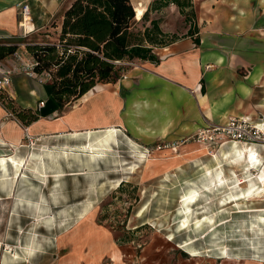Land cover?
<instances>
[{
	"label": "crops",
	"instance_id": "0c3cea01",
	"mask_svg": "<svg viewBox=\"0 0 264 264\" xmlns=\"http://www.w3.org/2000/svg\"><path fill=\"white\" fill-rule=\"evenodd\" d=\"M72 1L0 0V44L18 46L13 54L0 59V75L10 72L12 79L5 95L13 107L39 114L23 125L14 115H7L8 109L0 101V160L5 159L8 174L5 178L0 175V199L14 198L20 181L27 186L26 198H34L41 187L46 189L42 178L47 173H52L47 177L50 185L56 181L55 174L59 180L66 172L82 178L98 164L107 172V180L99 187L108 191L93 192L84 201L107 196L116 189L110 186L111 181L121 183L118 126L124 125L135 137L162 135L174 141L208 122L222 123L229 115L264 122V0H192L195 17L189 34L190 25L183 21L175 3L150 10L145 26L161 16L162 31L178 34L169 44L153 49L158 62L139 60L116 82L95 84L59 111L48 80L40 82L22 67L32 59L26 45L40 41L39 33ZM151 1L131 0L136 20ZM21 4L29 8L25 23H21ZM31 37L36 38L28 43ZM143 98L147 112L157 109L159 123L155 127L143 125L137 115L134 106L142 104ZM40 101L44 104L38 107ZM153 115L148 117L152 122ZM95 144L102 147L97 156L91 154ZM47 153L56 154V158L45 161ZM11 159L27 178L22 174L13 178ZM92 219V212L83 220L77 218L73 228L64 233V243L59 245L68 252L58 264H164L159 253L135 256L130 244L115 240Z\"/></svg>",
	"mask_w": 264,
	"mask_h": 264
},
{
	"label": "rangeland",
	"instance_id": "374dc122",
	"mask_svg": "<svg viewBox=\"0 0 264 264\" xmlns=\"http://www.w3.org/2000/svg\"><path fill=\"white\" fill-rule=\"evenodd\" d=\"M156 17H159L158 22L162 20L161 16ZM146 21L134 19L136 33L142 32ZM55 37L54 33L37 36L40 41ZM158 37L161 43L169 40V37ZM144 99L142 104L134 106L137 115L143 125L155 127L159 123L157 109L147 112ZM152 115L154 122L148 119ZM118 129L122 188L117 187L116 180L111 181L110 186L115 185L116 189L107 196L84 201L93 192L108 191L99 187L107 180V172L98 164L90 173L82 174V178L66 172L59 180L55 174L56 181L50 185L47 177L52 173H47L46 178L42 175L46 189L41 187L42 191L34 198H26L28 191L24 193V188L27 186L20 181L14 188L17 190L14 198L0 199V264H58L68 252L59 245L64 243V233L73 228L77 218L83 220L90 212L98 228L112 233L115 240L116 236L125 235V241L119 242L130 244V250L137 257L144 252L149 256L159 253L158 256L165 259L164 264H264V223L259 219L264 215V194L252 200L243 199L239 204L224 205L221 199L230 188L210 184L207 190L203 184L211 178L205 174L207 169L212 173L218 169L230 185L237 178L247 177L244 162L234 155L230 158L219 152L232 144L238 148L253 147L257 151L260 164L254 173L252 171V176H258L264 169L263 145L227 142L209 154L197 143L157 150L155 146L172 140L162 135L135 137L125 126ZM246 185L243 183L241 188ZM194 187L198 195L191 204L187 228L190 230H187L179 226L180 199ZM205 216L212 217L214 222L191 230L195 219ZM222 251L227 253L222 254Z\"/></svg>",
	"mask_w": 264,
	"mask_h": 264
},
{
	"label": "trees",
	"instance_id": "16d2710c",
	"mask_svg": "<svg viewBox=\"0 0 264 264\" xmlns=\"http://www.w3.org/2000/svg\"><path fill=\"white\" fill-rule=\"evenodd\" d=\"M175 3L183 21L193 32L195 17L192 0H152L140 20L147 19L151 11ZM135 11L131 0H73L47 25L43 36L56 34L54 40H41L27 44L33 58V70L39 75L48 73L50 93L58 110L72 104L97 83H111L120 79L127 69L139 60L158 62L153 49L165 46L177 37L168 35L159 26L158 18L150 19L141 33L133 25ZM194 29H197L196 27ZM158 36L169 37L160 42ZM17 45L0 44V59L11 55ZM0 101L23 125L37 119V111L10 104L0 90ZM123 181L118 185L121 187ZM125 241V235L116 236Z\"/></svg>",
	"mask_w": 264,
	"mask_h": 264
},
{
	"label": "bare ground",
	"instance_id": "6f19581e",
	"mask_svg": "<svg viewBox=\"0 0 264 264\" xmlns=\"http://www.w3.org/2000/svg\"><path fill=\"white\" fill-rule=\"evenodd\" d=\"M108 134H110V133H108ZM98 142H96V143H98ZM233 145H235V144L230 145L229 148H227V149H220L219 152H221L222 156L229 155L230 158L234 155V157L236 156L238 159H240V162L241 161L244 162L243 166H244L245 170L248 172L247 177H244V179H242V180H238V178H237V180L234 181V184L230 185L227 182V179H225L223 177V175L221 174V172L218 169H216V171L214 173H212L211 170L207 169L205 174H209V176H211V178H210V181H208L207 183H203L205 186V189H207V190H209L211 188L210 184H213L216 188L226 187V186H228V188H230L229 192L227 193V196L224 197L223 199H221L222 204H224V205H227V203H231V202H235L236 204H239L243 199L252 200V198H254L258 195L264 194V169L263 170L260 169L262 172L260 171L261 173H258L257 174L258 176H256V177L252 176V171L254 173V170L257 169L256 168L257 165L260 164L259 163L260 159L257 155V151H255V149L253 147H246L245 146V147L238 148L237 146H233ZM100 146H101L100 144L91 145V147H92L91 154H93V155L98 154L97 152L100 150L99 149ZM254 147H256V146H254ZM100 148H102V147H100ZM104 150H106V149H104ZM94 151L96 152V154L94 153ZM52 154H54V153H52ZM52 154L51 153L45 154V160L46 159L47 160H49V159L53 160L54 158H56V154H54V155H52ZM10 161H11V166L13 167L12 168L13 174H14L13 178L18 179V177L21 174L23 175L24 178H27L25 174L20 172V169L18 170V168H19L18 163H16L13 159H11ZM37 162H38V160H37ZM238 162H239V160H238ZM6 170H7L6 169V161H5V159H1L0 160V171H1L0 175H1V177L5 178L8 175V174H6ZM2 172H3V174H2ZM232 179H234V178H232ZM243 183H247L245 188H241ZM197 195H198V189L194 187V188H190L185 194L182 195V198L180 199V201L182 202V208L179 210L178 214L181 217L179 226L182 228L187 229L189 226V224H188L189 217L188 216H189V213L191 211V204L194 203V200L196 199ZM259 219H260V221H262L264 223V215L261 214L259 216ZM213 222H214V220L212 219V217L205 216L202 219L198 217L193 222L191 230L192 229L194 230L195 228H199L203 223H206L207 225H211ZM187 230H190V229H187ZM169 236H171V234ZM168 239L171 240L172 237H170ZM185 243H187V242H185ZM27 252H29V251H27ZM221 253L226 254L227 252L222 251ZM14 255H16V254H14ZM192 255H193V253H192ZM223 257H226V256L224 255Z\"/></svg>",
	"mask_w": 264,
	"mask_h": 264
},
{
	"label": "built area",
	"instance_id": "2783aa9c",
	"mask_svg": "<svg viewBox=\"0 0 264 264\" xmlns=\"http://www.w3.org/2000/svg\"><path fill=\"white\" fill-rule=\"evenodd\" d=\"M20 14H21V23H25L29 20V8L27 4L20 5ZM33 58L29 64H26L22 67V70L38 78L40 82H46L49 79L48 73H41L37 75L33 70ZM10 72L0 75V90H4L11 84ZM44 104L43 101L38 103V107ZM7 115L13 117V113L10 110H7ZM30 145H33L34 142L28 140ZM197 143L199 144L204 152L212 153L213 150L225 145L227 142L234 143H247L254 145H263L264 146V122H256L242 117L229 115L224 119L222 123L208 122L202 126L195 128L192 133L183 138L171 141L163 142L155 148L161 150V148H172L176 149L182 144L186 143Z\"/></svg>",
	"mask_w": 264,
	"mask_h": 264
}]
</instances>
